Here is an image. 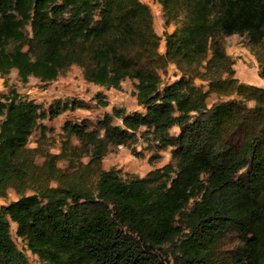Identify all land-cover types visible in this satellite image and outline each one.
<instances>
[{
	"label": "trees",
	"instance_id": "1",
	"mask_svg": "<svg viewBox=\"0 0 264 264\" xmlns=\"http://www.w3.org/2000/svg\"><path fill=\"white\" fill-rule=\"evenodd\" d=\"M155 1L174 24L162 35L141 0H0V78L15 70L47 83L77 65L104 88L134 80L142 108L66 120L49 153L29 136L84 101L44 107L0 92V198L16 193L0 204V264H29L10 223L41 264H264V87L235 76L224 41L244 37L264 74V0ZM169 65L176 77L164 82ZM94 99L108 104L100 91ZM137 132L169 147L171 161L144 176L102 169L108 149ZM230 232L239 242L222 249Z\"/></svg>",
	"mask_w": 264,
	"mask_h": 264
},
{
	"label": "rangeland",
	"instance_id": "2",
	"mask_svg": "<svg viewBox=\"0 0 264 264\" xmlns=\"http://www.w3.org/2000/svg\"><path fill=\"white\" fill-rule=\"evenodd\" d=\"M145 2L151 12L153 28L159 35L173 29L174 24H164L161 6L155 0H141ZM225 51L233 61L235 76L245 83L254 84L264 87V74H261L263 67L258 62L255 54L246 45L244 37L236 34L225 36ZM163 38L159 44V51L163 52ZM257 53L264 58V47L257 50ZM176 69L169 65L164 72L161 73L164 82L173 80L176 76ZM200 83V81H196ZM8 88H13L19 93L33 99L37 103H41L46 107L55 98L73 97L81 99L85 103L84 108L67 110L52 119H44L40 121L38 126L28 138L27 145L29 147L39 146L42 151L49 153H58L62 141L61 126L66 120L80 121L88 119L95 121L104 113L110 112L112 107H124L127 111L139 110L142 108L137 105L134 95V80L124 79L120 88H104L96 84L87 82L83 79L81 68L77 65H71L64 72L59 74L56 79L47 83L39 82L36 78L30 77L27 82H21L15 70H11L4 78H0V92H6ZM102 92L108 102L106 106L99 105L94 99L96 92ZM219 98L210 95L208 103ZM220 99H225L221 97ZM141 131V130H140ZM177 127H173L170 132L176 133ZM129 145L111 146L101 160V168H115L119 170L122 178L130 175L144 176L154 168L161 167L171 161V149L169 147L158 149L151 137L143 135L139 136ZM42 158L38 157L37 161ZM83 161L87 157L82 158ZM59 165H64L65 161H60ZM16 193L13 189L7 190L6 196L0 198V204H4L9 200L15 199ZM14 223H10V233L16 245L27 256L29 264H41L36 255L25 249L23 243L14 233ZM239 242L235 233H228L222 240V249H230Z\"/></svg>",
	"mask_w": 264,
	"mask_h": 264
}]
</instances>
